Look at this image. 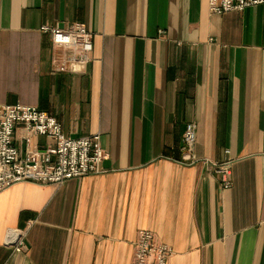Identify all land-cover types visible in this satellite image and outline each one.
Here are the masks:
<instances>
[{"label":"crops","instance_id":"1","mask_svg":"<svg viewBox=\"0 0 264 264\" xmlns=\"http://www.w3.org/2000/svg\"><path fill=\"white\" fill-rule=\"evenodd\" d=\"M208 2L0 0V103L37 106L70 137L100 133L106 154L98 173L0 191V264H131L141 228L172 247L167 264H264V3ZM74 21L92 32L85 74L52 70L40 30ZM26 135L17 124L23 154L52 142ZM8 228L25 229L24 251Z\"/></svg>","mask_w":264,"mask_h":264},{"label":"built area","instance_id":"2","mask_svg":"<svg viewBox=\"0 0 264 264\" xmlns=\"http://www.w3.org/2000/svg\"><path fill=\"white\" fill-rule=\"evenodd\" d=\"M264 0H209L211 13L221 14L230 10L242 11L245 8L263 3ZM40 30L50 35L54 52L50 57L51 67L57 72L85 73L92 59V32L81 21L67 26L44 23ZM23 124L30 135L39 134L52 139L44 152L27 150L21 152L14 143L17 124ZM197 139V124L187 122L182 137V160L194 163V145ZM226 152H229L227 149ZM106 157L101 144L100 133L79 137L67 136L54 115L34 105L20 102L0 103V191L20 181L61 184L67 179L98 173ZM215 171L221 176L224 189L232 186V159L215 162ZM264 226V219L259 221ZM26 231L8 228L5 243L14 246L17 252L23 251ZM172 247L157 241L154 232L141 228L137 233L134 257L131 264H167Z\"/></svg>","mask_w":264,"mask_h":264},{"label":"rangeland","instance_id":"3","mask_svg":"<svg viewBox=\"0 0 264 264\" xmlns=\"http://www.w3.org/2000/svg\"><path fill=\"white\" fill-rule=\"evenodd\" d=\"M263 3H264V2H263ZM261 4H262V3H261ZM258 5H259V4H258ZM252 6H253V5H252ZM230 11H232V10H230ZM226 12H227V11H226ZM224 13H225V12H224ZM216 14H217V13H216ZM221 14H222V13H221ZM88 66H89V65H88ZM52 70H53V69H52ZM70 73H75V72H70ZM85 73H87V70H86ZM85 73H80V74H85ZM20 229H23V228H20ZM24 230H25V229H24ZM5 244H6V243H5ZM25 245H26V241H25ZM10 246H12V245H10ZM12 247L14 248V246H12ZM26 248H27V246H26ZM26 248H25V249H26ZM25 249H24V250H25ZM24 250H23V251H24Z\"/></svg>","mask_w":264,"mask_h":264}]
</instances>
